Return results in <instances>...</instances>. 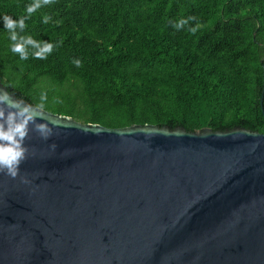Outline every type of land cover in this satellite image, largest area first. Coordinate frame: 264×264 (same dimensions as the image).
<instances>
[{
  "label": "water",
  "instance_id": "water-1",
  "mask_svg": "<svg viewBox=\"0 0 264 264\" xmlns=\"http://www.w3.org/2000/svg\"><path fill=\"white\" fill-rule=\"evenodd\" d=\"M41 112L56 134L0 174V264H264V134Z\"/></svg>",
  "mask_w": 264,
  "mask_h": 264
},
{
  "label": "trees",
  "instance_id": "trees-1",
  "mask_svg": "<svg viewBox=\"0 0 264 264\" xmlns=\"http://www.w3.org/2000/svg\"><path fill=\"white\" fill-rule=\"evenodd\" d=\"M33 2L0 0V83L19 99L113 129L264 134V0H52L29 16ZM5 16L51 53L12 52Z\"/></svg>",
  "mask_w": 264,
  "mask_h": 264
},
{
  "label": "clouds",
  "instance_id": "clouds-1",
  "mask_svg": "<svg viewBox=\"0 0 264 264\" xmlns=\"http://www.w3.org/2000/svg\"><path fill=\"white\" fill-rule=\"evenodd\" d=\"M52 0H34V2L27 7L29 16L44 5H49ZM49 17L45 16V23L48 22ZM186 21L181 20L175 26L182 27ZM4 26L11 33L10 39L14 42L12 45V52L18 53L22 60L28 58L27 48L30 46L37 49L34 56L37 59L46 58V54H50L53 45L46 41H37L32 36H21L16 29L21 31L25 28L24 18L18 21L13 20L9 16L4 17ZM79 65V61L75 62ZM45 96L41 97V103L36 106L25 105L17 101L14 97L9 96L8 93L0 91V174L7 175L12 179L20 176V166L25 162L29 155H35L30 152V149L25 145L26 139L30 138V133L35 132L42 140L47 141L53 135L57 125L50 120L39 123V120H45V116L41 109L43 108V101ZM55 150V144L50 145ZM21 182L29 184L26 177H20Z\"/></svg>",
  "mask_w": 264,
  "mask_h": 264
}]
</instances>
